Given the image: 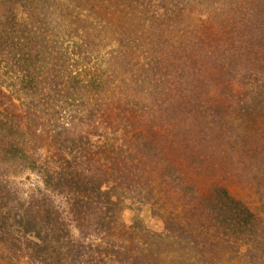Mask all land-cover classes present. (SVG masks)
Returning a JSON list of instances; mask_svg holds the SVG:
<instances>
[{"label":"trees","instance_id":"16d2710c","mask_svg":"<svg viewBox=\"0 0 264 264\" xmlns=\"http://www.w3.org/2000/svg\"><path fill=\"white\" fill-rule=\"evenodd\" d=\"M223 137L264 180V0H0V264H264Z\"/></svg>","mask_w":264,"mask_h":264},{"label":"rangeland","instance_id":"374dc122","mask_svg":"<svg viewBox=\"0 0 264 264\" xmlns=\"http://www.w3.org/2000/svg\"><path fill=\"white\" fill-rule=\"evenodd\" d=\"M229 16V15H228ZM187 22H190V24L192 23V21L190 20V18L188 17V20H186ZM193 26H190V28H192ZM241 65L238 64L237 68L241 69L242 72L238 73L235 81L230 80H213V82H211L210 84H207V88L203 91L204 93H201V97H203V99L205 100H210V101H221L224 104L226 103H232L233 101H235V97H232L234 95H241L244 93V91L246 90V88L243 86L242 82H240V78L245 74V69L244 67H240ZM239 81V82H238ZM229 89L231 91V95H229L227 92H225V90ZM243 119H246V117H243ZM240 123V120L237 121L236 124H234V126H237V124ZM247 125L246 123H244L240 128L234 127V128H229L227 129V127L223 130L221 129L219 131V133L221 132L222 134H225V130H231L232 129V134H235L236 132H241L240 134L244 135L245 133H247V130L243 129V127ZM231 127V126H230ZM234 137V135H233ZM210 141V140H209ZM208 140L204 139V142L202 141L201 143V147L204 148L207 144V142H209ZM225 137L222 138L221 141V147H222V151L220 149V152L218 153V150H216L215 154H212L210 151H208L207 156L205 157L206 159L209 160L210 164L211 162L213 164H215V166H219L221 167L222 165H224L225 163L228 164L227 169L230 172V175H237L236 179L243 178L246 181L250 180V182H252V187H250L248 185V187H245L244 184L242 186V188L238 191L235 188V185L238 183L236 180H233L234 184L232 185L230 183V185L232 186V192H234L235 194L237 193L239 196L243 197L242 199H244L246 202H248V204H250V206H261V203H259V201H257L258 199V194L255 192V185L260 184L262 182V185H264V180H262V173L257 170L255 167L251 168V170H247L249 163L244 162V159L241 158L238 155H235L236 153H234V155L231 157V151L228 150L227 145L225 144ZM205 145V146H204ZM209 145V143H208ZM206 149H208L206 147ZM237 156L239 158H237ZM242 162V163H239ZM206 163V162H205ZM252 165V164H250ZM225 166V165H224ZM234 168V170H232ZM244 168H247L244 171ZM236 169V170H235ZM246 171H249L247 174L245 173ZM237 172H239L237 174ZM210 176L207 178L209 179ZM233 178V177H232ZM209 182V181H208ZM262 191L260 192H264V186L261 187ZM237 191V192H236ZM126 218H129L128 215H126ZM125 218V219H126ZM144 218L145 220H147L149 218V210L146 208L144 209Z\"/></svg>","mask_w":264,"mask_h":264}]
</instances>
